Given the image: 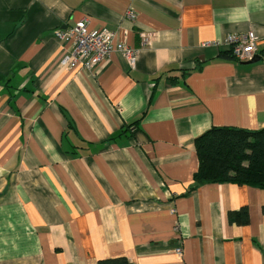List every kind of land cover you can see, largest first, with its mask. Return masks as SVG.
Returning <instances> with one entry per match:
<instances>
[{
    "label": "crops",
    "instance_id": "crops-1",
    "mask_svg": "<svg viewBox=\"0 0 264 264\" xmlns=\"http://www.w3.org/2000/svg\"><path fill=\"white\" fill-rule=\"evenodd\" d=\"M84 17L134 66L64 63ZM212 125L264 126V0H0V264H264V188H191Z\"/></svg>",
    "mask_w": 264,
    "mask_h": 264
},
{
    "label": "trees",
    "instance_id": "trees-1",
    "mask_svg": "<svg viewBox=\"0 0 264 264\" xmlns=\"http://www.w3.org/2000/svg\"><path fill=\"white\" fill-rule=\"evenodd\" d=\"M229 55L233 58L231 48ZM130 125H128L129 127ZM198 167L193 174L195 188L205 182L230 181L264 188V126L248 129L233 125H212L194 139ZM246 208L239 211L246 217ZM230 212V218L236 217ZM124 261V258H118ZM117 259V260H118ZM99 260L97 264H107ZM124 264H129L125 262Z\"/></svg>",
    "mask_w": 264,
    "mask_h": 264
},
{
    "label": "built area",
    "instance_id": "built-area-1",
    "mask_svg": "<svg viewBox=\"0 0 264 264\" xmlns=\"http://www.w3.org/2000/svg\"><path fill=\"white\" fill-rule=\"evenodd\" d=\"M132 16V13L129 12ZM55 35L71 41V49L64 55L62 61L69 66L80 64L85 69H93L95 65L108 58L113 51H118L129 66H134L137 57L136 50L116 36V32L107 28H89L86 17L66 28H57ZM225 40L230 43L231 51L237 59H249L256 49V35L253 31L242 34L230 33ZM203 44H208L204 42ZM174 251L182 254L178 245ZM131 264V263H129Z\"/></svg>",
    "mask_w": 264,
    "mask_h": 264
},
{
    "label": "water",
    "instance_id": "water-1",
    "mask_svg": "<svg viewBox=\"0 0 264 264\" xmlns=\"http://www.w3.org/2000/svg\"><path fill=\"white\" fill-rule=\"evenodd\" d=\"M259 54L257 53H254L253 56L247 60H245L246 62H250V61H254V60H257L259 58Z\"/></svg>",
    "mask_w": 264,
    "mask_h": 264
}]
</instances>
